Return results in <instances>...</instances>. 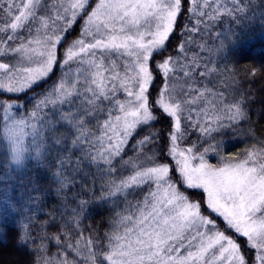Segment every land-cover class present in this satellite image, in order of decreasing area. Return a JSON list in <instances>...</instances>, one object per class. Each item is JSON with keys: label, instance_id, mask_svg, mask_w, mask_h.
<instances>
[{"label": "snow or ice", "instance_id": "obj_1", "mask_svg": "<svg viewBox=\"0 0 264 264\" xmlns=\"http://www.w3.org/2000/svg\"><path fill=\"white\" fill-rule=\"evenodd\" d=\"M257 40L264 0H0V264H264Z\"/></svg>", "mask_w": 264, "mask_h": 264}, {"label": "trees", "instance_id": "obj_2", "mask_svg": "<svg viewBox=\"0 0 264 264\" xmlns=\"http://www.w3.org/2000/svg\"><path fill=\"white\" fill-rule=\"evenodd\" d=\"M240 63H245V67H250L251 63H257V64H264V41H259L257 40L255 43V48L254 51L251 53V55L243 57L240 59L239 61ZM262 86H264V84H256L255 90L258 91ZM22 103V102H21ZM258 110V109H257ZM252 123L254 124V126L256 127L257 130H261L260 134L264 135V123H261L258 120H253ZM158 129H162V130H167L166 129V125L165 124H158L157 125ZM229 140H232L233 143H236L235 138L234 137H227ZM247 145L243 144V143H238L236 147H232L230 152H228V157L231 159L233 156L239 157V155L244 151V148ZM215 161V160H214ZM213 161V162H214ZM4 167H6L5 164V149L3 148V146H0V172H3ZM40 186L42 191L47 194L49 188L51 187V184L48 180H42L40 182ZM99 189V185H97V191ZM85 191L88 190V186L85 185ZM91 192L88 193V196H91ZM86 198V197H85ZM97 200H99V194L96 197ZM193 199H199V196H195L193 197ZM43 202V211L44 212H49V211H53L56 208V204H54L52 202V199H44L42 200ZM91 203V201H90ZM98 205L96 204H92L93 210L88 211L87 213V217L84 220V224L87 226H92L95 228L100 229L101 231L104 230V225L105 223L108 221V217H109V210L112 207L111 205H109V208H103L101 207L99 209V212L97 213V211L95 210V207H97ZM49 235H51V232L49 233ZM72 236V241L74 242L76 239L75 233H71ZM54 251V249H53Z\"/></svg>", "mask_w": 264, "mask_h": 264}, {"label": "rangeland", "instance_id": "obj_3", "mask_svg": "<svg viewBox=\"0 0 264 264\" xmlns=\"http://www.w3.org/2000/svg\"><path fill=\"white\" fill-rule=\"evenodd\" d=\"M42 47L44 46L40 44H36L32 49H27L25 54H27V52H32L34 54L38 53L41 51ZM43 54L47 56V61L45 62V66L47 68H50L56 60L55 43H53L51 47H47L46 51ZM75 55H76V52L73 51L72 56L74 57ZM37 71L38 69H35V68L31 69L30 75L35 74V72ZM139 79H140L141 91L138 92L137 98H142L144 96V92L146 91L149 83L152 80V75L148 68L147 56H145V59L139 68ZM141 107H144V105L142 104ZM145 117H147V108H145ZM182 159L184 160V165L181 170H182V177L185 179V181L188 183H192L193 186L197 184H206L207 183V179H206L207 173L205 169L199 166L196 169H193L191 166L190 157H182ZM213 163L214 164L218 163V161H214ZM209 203L217 209L221 208V205L218 202L213 201L212 199L209 200Z\"/></svg>", "mask_w": 264, "mask_h": 264}]
</instances>
